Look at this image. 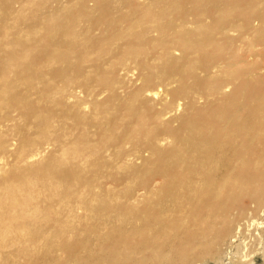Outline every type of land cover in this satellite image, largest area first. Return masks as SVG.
Wrapping results in <instances>:
<instances>
[{"label": "bare ground", "instance_id": "1", "mask_svg": "<svg viewBox=\"0 0 264 264\" xmlns=\"http://www.w3.org/2000/svg\"><path fill=\"white\" fill-rule=\"evenodd\" d=\"M0 24V264H264V0H0ZM75 83L125 171L42 124Z\"/></svg>", "mask_w": 264, "mask_h": 264}, {"label": "rangeland", "instance_id": "2", "mask_svg": "<svg viewBox=\"0 0 264 264\" xmlns=\"http://www.w3.org/2000/svg\"><path fill=\"white\" fill-rule=\"evenodd\" d=\"M187 3H188L187 5L182 4V6H176L174 8H177L180 10V9H183L184 7H187L190 5L195 6L194 5L195 1L194 2L193 1H187ZM0 26H1V24H0ZM261 41H264V39ZM261 41L257 40V43H261ZM256 55H257L256 58H254L252 60V62L254 63V65L256 67H260V69H262L261 70L262 74H264V47L257 50ZM91 58H95L94 53L92 54ZM86 69H88V68H86ZM47 71H50V73H51L53 71V66H49ZM56 81H59V79H57ZM72 87L79 95V97H78L79 99L78 100L76 99V101L77 102H84L81 105H84V104L85 105L82 106V108H79V105H77V104L71 105L70 103L63 102V103H65L64 104L65 106H63L61 111L57 112L55 115H52V114L45 115L44 116L45 119H43L44 121H41L42 124H46L48 126L51 123L50 120L56 119L57 114H58L60 121H53V122H54L55 126L61 127L62 130H54V132H53L50 130L51 128L49 129V127H48V129H49L48 131L51 133L59 134L61 136H63L64 133H66V137L63 138L66 141H72L73 139H75L76 136L78 135L79 127L84 126V128H86L88 131H90L91 133L94 134L92 139H95L96 142H98V143H96V145H98V144L101 145V143L103 144V142H104V144L106 143L107 146L111 145L109 147L110 150H107V151L104 150V153L102 155L103 158L107 160V163L110 164V166H112V165L115 166V164H116L115 168H117V169L122 168L121 163L123 161H125L122 157L125 155L126 151H128L129 149L130 150L133 149L132 148V141L125 143V144H127V145H125L123 142L121 143V141L119 140L121 136L118 137L115 134L110 133L111 134L110 135L109 133H106L107 131H105V129H104V124L107 121L105 120L104 124H100V123H98L100 118H97L96 116L93 117L91 115L92 106H91V104H89L90 97H88L85 94L83 85L75 83V84H72ZM101 93H100L101 95L99 94L98 99L100 101H103V102L108 100L110 98V96L112 95V92H110V91L109 92L104 91ZM115 94H120V92H116ZM262 99H264V97ZM86 102H87V104H86ZM114 114L117 115L119 117V119L121 118L120 122L125 126L129 125L132 122V120L128 116H126L124 110H120L119 112L116 110V112ZM82 115H85L86 117L91 116L90 119H87V120H90L89 122H87V124H78L79 122H78L77 116L80 119H82ZM82 120H84V119H82ZM23 121H24L23 118L17 117L15 124H20ZM100 132L104 133V134L100 135L99 137L95 136L97 134H100ZM43 142L46 143V145L48 146V150H47L48 152L53 151L55 149L56 144H57V142L54 141L52 136H49V135L46 136V138ZM118 145H121V146L118 147ZM3 155H4V159L0 160V164H1V166H3L5 168L6 165L9 164L12 159H11V155L8 153H5ZM95 155H96V153H93L90 151V152H87L86 155H84L83 157L74 158V161H78V163L81 164L80 167L83 168L84 166H86V163L88 164V162L94 158ZM61 157H62L61 160L64 163L63 164L64 166H66L67 164L70 163L69 160L71 158H69V155H65V156H61ZM83 161H84V163H83ZM122 170L125 171L123 168H122ZM89 174H90V171L85 173V175H89ZM122 189H125V186ZM263 245H264V243H263ZM256 247L257 246H254L251 250L255 251ZM64 258H65V255H62L61 259H64ZM171 264H183V263L173 260ZM206 264H215V263H213L212 261H207ZM220 264H238V263H236L234 261H228V260L224 261L223 260ZM246 264H263V260H262L261 255L257 251H255L254 256L252 257L251 263H246Z\"/></svg>", "mask_w": 264, "mask_h": 264}]
</instances>
